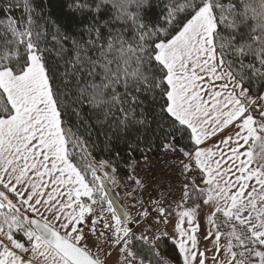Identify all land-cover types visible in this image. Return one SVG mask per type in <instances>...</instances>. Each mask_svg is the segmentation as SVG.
<instances>
[{
  "label": "snow or ice",
  "instance_id": "6c2138e0",
  "mask_svg": "<svg viewBox=\"0 0 264 264\" xmlns=\"http://www.w3.org/2000/svg\"><path fill=\"white\" fill-rule=\"evenodd\" d=\"M0 264H264V0H0Z\"/></svg>",
  "mask_w": 264,
  "mask_h": 264
},
{
  "label": "built area",
  "instance_id": "2783aa9c",
  "mask_svg": "<svg viewBox=\"0 0 264 264\" xmlns=\"http://www.w3.org/2000/svg\"><path fill=\"white\" fill-rule=\"evenodd\" d=\"M161 163H156L155 162L153 164V170L152 171H149L148 168L145 169V175L152 182L153 188L159 190V189H161V186L164 183H168V184H173L174 183V184H176V186H178V182L177 181H172V180L168 179V176L170 174L167 172V166L165 165L163 167V169H162ZM157 175H160V177H161V179L158 182H156V179L158 177ZM153 188H150V189L153 191Z\"/></svg>",
  "mask_w": 264,
  "mask_h": 264
},
{
  "label": "rangeland",
  "instance_id": "374dc122",
  "mask_svg": "<svg viewBox=\"0 0 264 264\" xmlns=\"http://www.w3.org/2000/svg\"><path fill=\"white\" fill-rule=\"evenodd\" d=\"M155 162H153V164H154ZM158 177H157V179H156V182H158L160 179H161V177H160V175H157ZM149 191L150 192H152V190L151 189H149ZM147 195V194H146Z\"/></svg>",
  "mask_w": 264,
  "mask_h": 264
}]
</instances>
